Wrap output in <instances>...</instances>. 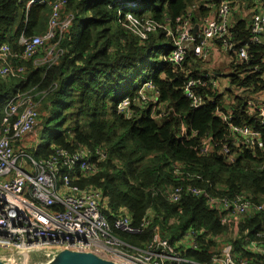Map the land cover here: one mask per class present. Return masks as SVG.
Returning a JSON list of instances; mask_svg holds the SVG:
<instances>
[{"label": "trees", "instance_id": "obj_1", "mask_svg": "<svg viewBox=\"0 0 264 264\" xmlns=\"http://www.w3.org/2000/svg\"><path fill=\"white\" fill-rule=\"evenodd\" d=\"M214 1L122 0L120 5L119 0H69L68 9L75 19L63 36L64 54L59 61L40 67L34 66L33 60L23 61L28 67L26 82L0 76L1 115L19 90H33L35 99L43 101L47 113L40 120L43 117V132L48 140L40 142L36 157L48 158L56 148L73 150L79 145L107 152L102 171L80 185L103 190V210L111 223L124 210L131 214L134 224L140 223L147 213L152 215V227L143 235L117 234L142 245L153 238V227L159 225L163 237L174 244L190 228L204 231L202 252L186 254L205 262L210 259L209 251L218 235L232 231L235 221H223L221 214L202 197L185 196L181 203H172L155 192L191 182L217 195L245 193L255 200L264 199V124L245 106L252 93L264 92V79L255 71L264 55V44L253 47L249 62L236 60L233 73L227 75L231 87H254L253 91L237 95L232 104L225 100L224 91L205 87L200 90L205 105L192 108L182 88L187 76L200 74L195 69L198 65L191 64L193 53L190 51L183 68L173 66L166 59L173 44L164 29L151 32L143 40L123 22L130 13L141 20L171 25L198 3L192 21L199 24L211 14L206 3ZM230 1L237 18L232 32L238 46H242L250 39L249 21L252 15L264 10V0ZM27 3L28 0H0V45L7 43L19 50L18 39L23 31L32 35L46 29L50 4L33 5L28 10ZM241 13L246 18H240ZM149 81L164 104L158 113L166 107L170 114L156 118L152 115L153 107H135L136 117L132 119L119 114L118 101L138 96ZM228 105L234 112V123L262 132V147L236 144L229 128L216 114L217 106L227 111ZM182 123L188 126L186 134L182 132ZM209 136L211 152L201 155V145ZM226 143L235 153L234 162L221 153ZM176 163L182 164L186 173L202 178L178 180L173 168ZM261 224L259 215L239 220L240 233L249 232L238 239L240 254H247L242 243L247 236H254ZM10 257L0 255L3 261Z\"/></svg>", "mask_w": 264, "mask_h": 264}, {"label": "built area", "instance_id": "obj_2", "mask_svg": "<svg viewBox=\"0 0 264 264\" xmlns=\"http://www.w3.org/2000/svg\"><path fill=\"white\" fill-rule=\"evenodd\" d=\"M47 3L51 10L43 33L28 35L23 31L18 39L19 50H13L7 43L0 45L2 78L23 79L26 82L28 67L23 61L33 60L36 67L52 65L64 54L61 42L74 23V14L68 9L69 0H28L27 9ZM119 4L123 5L122 0H119ZM207 7L215 11H211L199 24L192 21L197 5L171 25L150 19L141 20L130 13L126 14L123 22L143 40L151 32L164 29L173 44L166 58L173 66L183 68L190 51L193 53L191 64L198 65L195 69L200 74L187 76L182 88L192 108L205 105L200 92L202 88L212 87L215 90L220 87L215 71L209 65L205 67V62L213 59L211 47L218 45L220 51L231 55L233 64L236 60L249 62L253 47L264 44V10L252 15L248 24L250 39L238 46L232 32L234 23L231 17L234 12L231 1L216 0ZM197 25L199 33L195 37ZM255 71H259L264 79V55ZM239 90V94H242L253 91L254 87ZM41 94L46 96L45 92ZM35 96L33 90H19L3 108L2 115L0 112V255L10 254L9 262L27 264L33 253L49 247L54 251L64 248L90 251L119 264H264V199L255 200L245 193L217 195L191 182L155 193H160L172 203H181L185 196L202 197L211 209L221 214L223 221L252 219L259 215L261 228L254 232V236H247L242 243L246 255L233 247L218 246L221 249L219 252L216 249L209 251L208 262L188 256V251L202 252L201 237L204 231L194 228L188 229L174 244L163 237L159 225L153 227V238L142 245L118 238L117 232L129 236L143 235L152 227L151 213H147L140 223L134 224L131 214L124 210L111 223L103 210V190L93 185H80L84 179L102 171V165L108 159L107 152L102 148L79 145L71 150L59 147L48 158H38L28 152L25 140L37 127L41 117V100L37 101ZM161 106L164 104L160 102L159 93L149 81L138 96L120 99L116 110L126 119L136 117L135 107H153L152 115L156 118L170 114L171 110L166 107L158 113ZM245 106L257 119L261 117L258 120L264 124V92L252 93ZM216 114L229 128L237 145L246 148L263 146L261 131L234 123L235 115L230 105L227 111L217 106ZM187 129L186 123H182L183 134ZM211 149L212 137L209 136L204 139L200 153L207 156ZM221 153L229 162L235 161V153L229 144L223 145ZM173 168L177 179L183 182L202 178L183 171L184 166L180 163L173 164ZM227 238L239 239L230 233H227ZM17 257L21 259L17 261Z\"/></svg>", "mask_w": 264, "mask_h": 264}, {"label": "rangeland", "instance_id": "obj_3", "mask_svg": "<svg viewBox=\"0 0 264 264\" xmlns=\"http://www.w3.org/2000/svg\"><path fill=\"white\" fill-rule=\"evenodd\" d=\"M206 4H210V2H207ZM195 5H197L199 7L198 3ZM214 11H215V9L213 8L212 12H214ZM237 12H238V14L240 13V11H237ZM239 16H240V18H246L242 13ZM236 21H237V18L235 16L231 17L232 23H235ZM230 59H232V61H233V57ZM231 62H228V65H230ZM199 65L202 66L201 64H199ZM211 67H212L213 71H215V72L222 71L221 66L219 64L213 63ZM217 78H218L219 82H223V80H224V76H220ZM227 82H228L227 87L224 90L225 100H227L231 103H235V97L237 95H239L240 90L231 87L229 84V80H227ZM221 88H224V85H222ZM219 89H220V87H219ZM39 106L41 109V116L44 117V115L47 113V111H45V109H44L43 101H41ZM43 117L40 120V122L38 123L37 127L34 129V131L30 135H28L29 138L25 140V145H27V147H28L27 148L28 152L35 157H36V155H35L36 148L38 147L40 142L48 140V135L43 132L44 131ZM227 233L235 235L236 237H242L246 233L248 234L249 232H245V234H241L240 230H239V220H236L235 223L232 225V231L227 232ZM227 233H223V234L218 235V237L216 238V241H214L215 242L214 245L212 246L213 249H216L219 252L221 249L218 248V246L220 247L222 244H223V246L233 247V248L237 249V246L239 245V243H241V240H238L237 238H235L233 240L230 238H227V236H226ZM178 244H179V242H178ZM51 252H55V251L53 248H49V247H46L45 249H43L41 251H37V252L33 253V255L30 257V260L28 261L27 264H43V263L47 262L52 257L50 255ZM20 259H21L20 257H17V261H19Z\"/></svg>", "mask_w": 264, "mask_h": 264}, {"label": "water", "instance_id": "obj_4", "mask_svg": "<svg viewBox=\"0 0 264 264\" xmlns=\"http://www.w3.org/2000/svg\"><path fill=\"white\" fill-rule=\"evenodd\" d=\"M199 33V26L197 25L194 30L195 37ZM261 117H258L260 119ZM53 253V254H52ZM52 257H51V256ZM50 260L43 264H119L115 261L102 257L94 252L73 250L64 248L55 252H51ZM0 264H12L11 262L3 261L0 258Z\"/></svg>", "mask_w": 264, "mask_h": 264}, {"label": "crops", "instance_id": "obj_5", "mask_svg": "<svg viewBox=\"0 0 264 264\" xmlns=\"http://www.w3.org/2000/svg\"><path fill=\"white\" fill-rule=\"evenodd\" d=\"M210 55L213 57V59H210V61L208 60L207 62H205V64H206L205 67L207 68L208 65H209L210 66L209 68L212 69L211 66H212L213 63L219 64L221 66L222 71L215 72V73L217 74V77L224 76L223 82H219L218 81V83L220 85L221 91H224L225 88L227 87V84H228V82H227V80H228L227 75L231 74L232 71H233V68H234L233 64L228 65V62H231L232 61V59H230V58H232V56L229 55V54L223 53L222 51H220L218 45L215 48H212L211 47V53H210ZM222 85H224V88H221ZM136 245H139V244H136ZM222 246L223 245H221L220 247H222Z\"/></svg>", "mask_w": 264, "mask_h": 264}, {"label": "bare ground", "instance_id": "obj_6", "mask_svg": "<svg viewBox=\"0 0 264 264\" xmlns=\"http://www.w3.org/2000/svg\"><path fill=\"white\" fill-rule=\"evenodd\" d=\"M124 234H127V233H124ZM129 235V234H127ZM117 237L120 238V239H124V237H122L121 235L117 234Z\"/></svg>", "mask_w": 264, "mask_h": 264}]
</instances>
